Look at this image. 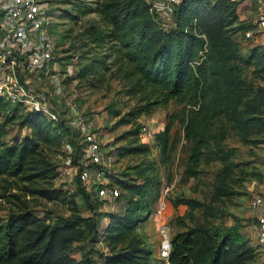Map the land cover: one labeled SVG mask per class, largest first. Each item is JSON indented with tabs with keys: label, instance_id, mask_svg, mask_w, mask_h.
Instances as JSON below:
<instances>
[{
	"label": "trees",
	"instance_id": "16d2710c",
	"mask_svg": "<svg viewBox=\"0 0 264 264\" xmlns=\"http://www.w3.org/2000/svg\"><path fill=\"white\" fill-rule=\"evenodd\" d=\"M190 3H193L192 13L187 10ZM96 9L107 23V28L99 34L109 38L111 54L117 57L120 73L130 80L132 92L141 99L140 112L166 108L175 99L185 106L191 103L200 104L202 110L210 108L212 116L225 112L239 122L240 127L253 121L257 124L256 110L237 109L242 68L235 61L256 60L264 69V51L254 44L249 57H244L234 33L240 30L245 35L250 23L240 19L235 1L182 0L176 6L171 25L159 21L151 10L150 0H98ZM84 74L82 71L80 76ZM8 108L23 109L20 104L12 105L0 98V112H3L0 198L17 196L11 190L20 187V182L30 183L48 176L52 167L39 158L40 139L69 122L65 117L49 119L40 110H26L21 120L31 128V133L10 136L9 122L15 115H9L10 110L5 113ZM225 133L224 127L217 134L209 135L206 128L196 132L185 168L187 176L198 175L205 147L211 139L219 142ZM81 139L80 132L73 139L74 157L80 155ZM149 149L147 142L131 147L133 151ZM218 150L223 153V146L218 145ZM110 173L107 171V175ZM136 178L141 181L120 179L127 202L121 211L101 209L100 185L92 189L82 185L80 193L90 214L83 216L76 212L47 221L31 210H21L0 217V264H98L95 253L104 258L103 264H155V248L146 242L138 227L152 211V201L159 197L157 192L150 198L157 176L148 174ZM24 187L29 193L52 200L67 197L68 189L63 187L30 184ZM182 202L191 209L203 205L210 215L221 216V208L213 203L194 197L177 199V204ZM105 217L108 221L103 235L108 249H94L93 253L88 248L82 251L80 258L74 256L71 245L97 236ZM193 219L191 214L189 222L181 220L182 229L172 236L170 259L173 264H264V256L257 260L259 245H254L250 236L242 232L240 223L192 222Z\"/></svg>",
	"mask_w": 264,
	"mask_h": 264
},
{
	"label": "rangeland",
	"instance_id": "374dc122",
	"mask_svg": "<svg viewBox=\"0 0 264 264\" xmlns=\"http://www.w3.org/2000/svg\"><path fill=\"white\" fill-rule=\"evenodd\" d=\"M97 1L49 0L52 30L58 45L54 67L65 77L66 95V99L60 95L54 97L53 101L62 110V117L69 122L47 132L45 139H40L39 158L52 167L48 176L30 183L20 182V187L11 190L17 196L0 198V217L31 210L41 218L52 221L56 217L76 212L83 216L91 213L80 193L85 184L76 178H67L61 168L67 154L66 143H72L79 134L73 111L68 106V102H73L74 111L91 123L100 140L103 159L111 171L109 179L119 183L122 189L120 196L112 200L98 195L103 211L124 210L127 202L120 179L141 181V178L136 177L148 174L157 176L150 198L157 192L160 193L159 197L152 201V211L138 227V232L146 242L155 248V264H159L156 242L160 221L156 211L165 189H168L166 199L169 201L165 221L171 224L172 236L182 229L181 220L190 221L191 214L194 215L192 222L240 223L242 232L250 236L254 245H259L257 260H261L264 246L256 239L257 211L252 208L253 196L264 191V69L260 62H246L245 59L235 61L242 68L239 71L242 82L241 88L237 90L240 95L237 109L245 112L256 110L259 120H255L257 124L252 122L254 126L249 123L241 124L240 127L237 125L239 122L229 118L225 112L212 116L210 108L202 110L200 104L191 103L185 106L175 99L166 108L140 112L141 99L132 92L130 80L120 73L117 57L111 54L109 38L99 34L107 28V23L96 9ZM192 6L193 3L188 5L189 13L193 12ZM234 34L240 41L244 57H249L254 44H246L242 31L238 30ZM259 48L264 51V46L260 45ZM82 71L85 74L80 76ZM50 85L49 80L46 87ZM8 111L9 115H15L9 122L10 136L31 133V128L22 124L21 119L26 111L24 108H8L5 113ZM146 124L153 129L156 137L143 141L139 132ZM222 127L226 130L225 137L219 142L211 139L205 147L198 175L187 176L185 168L196 132L206 128L209 135L217 134ZM146 142L150 144L149 150H131V147ZM218 145L223 146V153L219 152ZM26 184L67 188V197L52 200L29 193L24 187ZM180 197H194L208 204L213 203L221 208V216L210 215L203 205L191 209L185 202L177 204ZM107 221L108 217L101 221L97 236L74 242L71 253L80 258L82 251L88 248L93 253L94 249L106 251L108 248L103 234ZM95 255L97 263L103 264L104 258L97 253Z\"/></svg>",
	"mask_w": 264,
	"mask_h": 264
},
{
	"label": "built area",
	"instance_id": "2783aa9c",
	"mask_svg": "<svg viewBox=\"0 0 264 264\" xmlns=\"http://www.w3.org/2000/svg\"><path fill=\"white\" fill-rule=\"evenodd\" d=\"M180 1L150 0L151 10L163 25H171ZM233 1L237 3L240 19L250 23L245 32L246 44L264 46V0ZM57 47L49 0H0V98L13 105L20 104L25 110H40L49 119L60 120L62 110L56 107L53 99L60 95L65 98L66 95L65 77L54 67ZM200 52L205 54L204 50ZM49 80L51 85L47 88ZM68 103L82 141L78 157H74L75 146L71 142L66 143L67 154L61 165L63 174L67 178H76L88 189L100 185L99 194L104 199L117 198L122 189L117 183L111 182L107 175L110 169L103 159L96 132L82 114L74 111L75 104ZM2 117L3 112H0V120ZM154 136L155 132L147 124L141 127L140 139L146 141ZM167 191L165 189L162 194L156 211L160 217L157 229L159 264H173L170 259L173 246L171 224L165 221L169 206ZM253 199L252 208L257 211L258 220L256 239L264 246V191L256 193Z\"/></svg>",
	"mask_w": 264,
	"mask_h": 264
},
{
	"label": "crops",
	"instance_id": "0c3cea01",
	"mask_svg": "<svg viewBox=\"0 0 264 264\" xmlns=\"http://www.w3.org/2000/svg\"><path fill=\"white\" fill-rule=\"evenodd\" d=\"M159 239H158V235H157V242H156V244H157V250H156V255H157V253H158V248H159V241H158Z\"/></svg>",
	"mask_w": 264,
	"mask_h": 264
}]
</instances>
